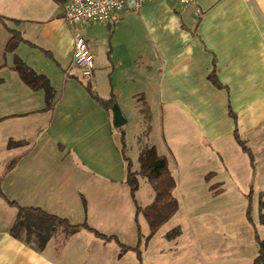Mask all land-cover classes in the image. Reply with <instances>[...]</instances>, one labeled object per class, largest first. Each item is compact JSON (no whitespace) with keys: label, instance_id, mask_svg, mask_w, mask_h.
Masks as SVG:
<instances>
[{"label":"crops","instance_id":"0c3cea01","mask_svg":"<svg viewBox=\"0 0 264 264\" xmlns=\"http://www.w3.org/2000/svg\"><path fill=\"white\" fill-rule=\"evenodd\" d=\"M67 1L0 0V140L18 150L0 173V190L107 238L87 228L56 232L44 244L15 237L17 204L0 194V264H146L169 221L145 242L149 227L142 231L138 206L155 193L152 187L142 204L140 185L133 193L127 182L124 127L140 122L126 113H146L143 138L167 157L180 209L179 191L199 183L211 189L212 180L225 190L227 175L252 189L264 170V0H148L79 26L65 20ZM76 30L95 57L87 78L73 62ZM14 33L21 40L7 51ZM17 57L49 80L50 97L23 80ZM115 104L126 119L121 126ZM11 140L22 144L9 147ZM181 235L168 239L177 246Z\"/></svg>","mask_w":264,"mask_h":264},{"label":"rangeland","instance_id":"374dc122","mask_svg":"<svg viewBox=\"0 0 264 264\" xmlns=\"http://www.w3.org/2000/svg\"><path fill=\"white\" fill-rule=\"evenodd\" d=\"M194 22V21H193ZM133 120L125 125L127 132L126 155L131 159V169L136 172L140 190L138 198L142 204L152 192V185L142 173L140 152L146 145L144 120L146 113H126ZM142 119H141V118ZM147 131V129L145 130ZM243 138V137H241ZM245 140V138H243ZM78 154V150L71 148ZM18 150H6L0 140V173L5 164L16 157ZM128 164V163H127ZM227 187L213 190L209 185L196 184L193 192H180L182 207L160 231L145 253L146 264H250L264 241V170L256 177V185L244 191L230 177H221ZM217 180H212L213 185ZM211 190V191H210ZM142 231L148 230L144 215L140 214ZM179 227L182 235L178 245L170 241L167 231ZM168 231V232H169ZM172 246V247H171ZM171 247V248H170ZM170 248L171 251L168 252ZM165 252L164 255H159Z\"/></svg>","mask_w":264,"mask_h":264},{"label":"trees","instance_id":"16d2710c","mask_svg":"<svg viewBox=\"0 0 264 264\" xmlns=\"http://www.w3.org/2000/svg\"><path fill=\"white\" fill-rule=\"evenodd\" d=\"M20 40V34L14 33L7 44V51H14ZM14 68L19 72L23 80L30 87L34 89L44 88L47 95L50 97L53 92V88L50 86L49 80L45 76L36 73L18 57L15 60ZM209 77L215 84L220 86L213 73H211ZM111 102L112 100L109 101V103ZM235 134L238 143L249 155L251 163L254 164L255 157L251 147L247 143V140L240 137L237 128L235 129ZM21 144V141L11 140L9 142V147ZM126 159L129 162L127 182L131 186L133 193H136L139 188L137 174L131 169L129 157ZM139 159L142 164V173L148 178L155 193L154 200L150 204L146 206H138L139 212L143 213L149 227V233L145 237V242L147 243L157 232H159L161 227L179 211L180 203L174 194L176 180L171 168L169 167L167 157L159 154L154 146L147 144L143 146ZM14 165L15 161H12L8 165V169H11ZM1 180L2 176L0 175V182ZM218 186L219 185H212L211 189L213 190ZM220 190L222 189L217 191ZM0 194H2L9 203L17 204L18 214L11 228V233L15 237H21L22 234L25 233L27 240L34 239L39 244H44L56 232L62 231L66 234H70L83 228H87L96 234L107 238L105 234L100 233L87 223H72L67 218L50 213L41 207L20 205L15 200H11L5 196L2 190H0ZM263 195L264 192L262 193V196ZM260 203L261 207H263L264 203L262 200ZM180 234L181 228L176 227L167 233V237L175 238ZM126 248L127 246H123L122 251ZM250 264H264V241L261 240L259 252Z\"/></svg>","mask_w":264,"mask_h":264},{"label":"built area","instance_id":"2783aa9c","mask_svg":"<svg viewBox=\"0 0 264 264\" xmlns=\"http://www.w3.org/2000/svg\"><path fill=\"white\" fill-rule=\"evenodd\" d=\"M148 0H68L65 20L71 26L92 22H106L112 15L124 10H138ZM179 3H195L199 0H177ZM73 62L83 77H90L95 68V57L85 36L76 30Z\"/></svg>","mask_w":264,"mask_h":264},{"label":"water","instance_id":"95a60500","mask_svg":"<svg viewBox=\"0 0 264 264\" xmlns=\"http://www.w3.org/2000/svg\"><path fill=\"white\" fill-rule=\"evenodd\" d=\"M114 118H115V124L117 126H121L126 122V119L120 107L117 104L114 105Z\"/></svg>","mask_w":264,"mask_h":264}]
</instances>
